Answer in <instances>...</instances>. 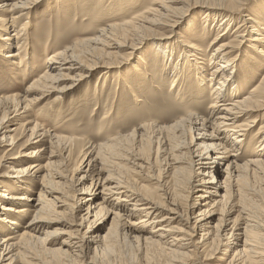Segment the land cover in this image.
<instances>
[{
	"label": "bare ground",
	"instance_id": "obj_1",
	"mask_svg": "<svg viewBox=\"0 0 264 264\" xmlns=\"http://www.w3.org/2000/svg\"><path fill=\"white\" fill-rule=\"evenodd\" d=\"M40 1L0 0L1 53L14 66L23 67L24 80L40 68L31 57L27 60L25 22ZM250 2L153 0L127 21L98 28L97 35L77 48H55L31 84L1 97L0 144L14 149L26 139L17 155L1 165L5 171L0 174V264H112L108 255L116 250L120 235L151 247L154 252L147 258L154 263L161 257L157 264H191L194 252L204 253L208 264L215 260L219 264H264V214L258 216L264 212V74L256 84L253 76L264 67V10H251ZM202 7L206 11L201 23L193 18L189 31L182 32L187 17ZM214 22L218 33L204 47L199 42L200 31L205 37ZM236 22L237 28L230 31ZM163 31L173 38L171 44L157 42L154 65H149L153 56L146 54V60L139 57L143 68L135 64L133 69L140 78L145 71L146 79L138 83L141 96L146 83L154 85L173 94L183 111L170 123L143 120L130 130L117 129L104 140H89L86 151H79L88 154L86 165L82 166L83 155L75 166L77 174H68L62 166L82 139L46 129L40 121L43 110L35 107L48 99V107L60 113L72 89L102 70L105 75L114 66H125L143 44V37ZM246 42L255 51L241 52ZM121 59L126 60L121 63ZM114 86L115 97L126 93L123 83ZM126 94L136 96L133 91ZM207 94L210 102L203 107ZM141 96L136 102L143 101ZM191 101L202 106L200 111L187 109ZM126 106L120 105L118 111ZM25 113L24 137L11 133L13 120ZM109 113L106 108L101 120ZM258 121L262 124L256 129ZM38 142L42 143L38 148L31 146ZM44 154L48 155L42 164ZM158 164H164L165 176L154 173ZM187 170L190 177L186 195L181 193L184 198L170 195L169 177L178 179ZM9 173L14 174L12 184L25 193H16V187L7 183ZM134 175H144L136 186ZM221 176L224 180L217 179ZM152 179L153 183H143ZM35 183L40 191L33 199L29 191ZM189 195L192 199L182 208L180 201ZM24 217L28 219L21 224ZM110 219L109 235L104 236ZM53 225L57 227L46 237L33 233ZM127 228L136 235L128 234ZM5 230L12 233L6 235ZM55 244L58 247L52 248Z\"/></svg>",
	"mask_w": 264,
	"mask_h": 264
},
{
	"label": "rangeland",
	"instance_id": "obj_2",
	"mask_svg": "<svg viewBox=\"0 0 264 264\" xmlns=\"http://www.w3.org/2000/svg\"><path fill=\"white\" fill-rule=\"evenodd\" d=\"M98 1L99 0H41L38 3L36 2L37 4H35L34 8L32 9L29 18L25 19V22L28 23L26 26L27 28L26 32L28 33V42L26 43L27 44L26 51L29 52L27 60L28 58L30 59L31 57V60L33 62L34 60L38 62L40 68L37 72L32 73V75H29L30 77H26V79L24 80V75H22V73L24 74V72L20 71V68L23 69V67L19 68L17 66H14V64L9 59H6V57H4V55L1 53L2 52L1 49L4 48V42L0 40V99L1 97L20 92V90H22L24 86H28L29 84H31L34 78L40 75V73L44 69L43 62L46 56L52 54V52L56 51V49H58L59 47L68 45V46H76L77 48L80 42L85 41L86 39H89L97 35L98 32L96 33V31L98 28L107 27V25L110 23L114 24V23H121L127 21L132 15V13H138L142 10H145L146 7L150 4V2L153 0H110L111 2L109 5L104 4L105 0L101 4H98ZM258 7H261L264 10V0H253V3H251V10L256 9ZM204 11H206V8L202 7L200 9H196L192 14H190L183 23L181 31L182 32L189 31V29L191 28L190 20H192L193 18H195L198 23H201L200 21L203 20L202 18L205 15ZM207 17L211 18L210 16ZM237 26H238V22L234 23V25L231 26L232 28H229V30L234 31L237 28ZM217 28L218 27L215 25V22L213 24L210 23V30L205 34V37H204V33L200 31L199 35L201 37L199 36L198 37L200 39L199 42L201 43L202 46L206 47L209 45V43L218 33ZM11 30H13V28H11ZM154 35L156 36L143 37L144 39L143 38L142 39L144 40L143 42L144 45L140 44V48L129 59L128 56L124 57L128 59V61H126L125 66H122L121 68H119L118 66H114L113 69H111V72L105 75H103V71L105 70L101 69L102 72L100 74L97 73L98 75L95 74V76L88 77L83 83L78 85L75 89H72L69 92V94L66 96L67 98L63 101V103L59 107L60 113L59 112L55 113V111H52L51 108L48 107L47 105L48 99H44L35 107V110L39 109V107L42 108L43 114L40 116V121L46 129H50L52 131L55 129L56 133L61 136L63 135L75 136L78 137L79 139H82L81 141H78L75 144V146H73L71 156L69 155L67 157L65 164L62 166L63 169L68 171V174L72 175L76 173L77 171L76 169L78 168L77 167L75 168V166L77 162L83 158L84 155L83 152H81L80 154L79 151L80 150L86 151L85 148L88 147L86 146V144L89 140L92 143L99 141V139L104 140L110 137L112 134H114V132L117 129H120L122 131L130 130L133 128L135 124H138L143 120L170 123L174 120L173 119L174 115H176L178 112L183 111V107H179V105H177V103L174 102L175 99L173 97V94H168L170 92L162 91L154 87V85L147 86L146 83L145 92L142 94V96L139 93V89L142 87H140L138 83H140L144 78L146 79L144 74L145 71L143 73L140 71V73L143 74L142 76L143 79H142L140 78V75L136 73L139 71L138 70L134 71L133 66L136 64V65H140V68H143V64L140 62L139 57L144 58L146 54H150L151 56H153L152 59L149 61L150 62L149 65L150 66L154 65L152 61H156L157 59L156 56H154L156 55L155 52L156 49H154L156 43L161 41L163 44H168V43L171 44L173 40V38L172 37L169 38V35L167 36L164 31L162 33L158 32L157 34ZM165 36L167 37V39L165 38ZM225 39H227V37ZM139 40H141V37L139 38ZM143 40H141L140 42L142 43ZM250 41L251 44H253L254 41L252 40ZM249 42L243 44V46L240 47L239 50L240 51L243 50L246 53L253 52L254 48L252 50L247 45L249 44ZM14 49L15 48L13 47V50ZM206 58L208 60L209 58L208 54H206ZM122 60L123 59H121L119 62H121ZM119 62H116L115 64L119 65L122 63ZM156 68L158 69L159 66L156 65ZM263 74H264V67L253 75L255 76L254 84L258 83L263 78L262 77ZM149 75L147 76V79H151ZM98 77H102V78L98 82H96ZM154 79L157 80L156 78ZM126 81L127 83H129V85H131V87L127 86ZM114 83L116 84L123 83V88L125 89V92L128 93V91L130 92L133 91L136 93V96L130 94L129 96L130 98H128L127 94L125 93L124 95L122 94L119 97H115V94H117V92ZM93 88L97 91V93L102 92L103 95L99 96L97 94H93ZM210 90L211 89L208 88L207 93H209ZM54 95L55 92H53L51 98ZM208 95L209 94H207L204 97L203 101H205V105H203V107H207L210 102V100H208L209 99ZM138 96H141V99L143 100L142 102H136V98H138ZM114 103H117L115 108L113 107ZM124 104H126L127 106L123 107L120 111H118L119 106L120 105L124 106ZM201 107L202 106H196L193 101L187 104V109H190L194 112L200 111L199 108ZM106 108L111 110V114L109 113L107 115L106 118L107 121L106 119L101 120L103 111ZM28 114L31 115L30 112ZM22 116L24 117L23 118L16 117L13 120V123L11 124V128L14 131H12L11 133L21 134V137H24L23 128H24V124L27 121L26 113L25 115L22 114ZM104 121L105 123L101 125V123ZM258 123L259 124L257 125L256 129L262 124V122L260 121H258ZM106 124L109 126L106 127ZM99 135L101 137H99ZM25 139L26 137L21 141H19V143H21L22 145L14 149H10L12 147L4 143L0 144V174L3 173V171H5V168L1 165L4 164L6 161H8L10 156L12 157V155L14 154L17 155L18 151H20V149L24 147ZM41 145L42 143L39 142L31 144V146L35 148H38V146ZM88 150H90V148H88L87 151ZM46 155L48 154H44L43 159L40 160L42 164H45L46 162L45 159L47 157ZM152 155L153 153L151 152L150 156ZM87 158H88V154L84 155V159L82 161L83 167L86 165L88 161ZM34 159L36 158H31V160ZM57 160L60 159L57 158ZM86 168L87 167H85L84 169ZM153 168L155 174L157 173L161 177L163 175L164 176L166 175V170H163L165 168L164 164L155 165V167ZM134 176L135 177H133L134 179L133 183L136 186V183H138L139 180H141V178L144 175H134ZM189 177H190L189 170L184 172L182 175L178 174L177 175L178 179L171 178L170 176L169 177L170 180L166 184V187L169 190L170 195L180 194L179 198H184V196H182L181 193H185L186 195L185 190L188 185ZM6 179H7V183L13 185L14 188L16 187L15 188V191L17 190L16 193H21V195L25 193L24 191L22 192V190H19L20 188L17 187L18 186L17 184H15L17 186H15L14 183L12 184V182L15 181L13 173H9V176ZM217 179L224 180V176H221ZM153 181L154 179L149 180L148 182L143 181V183L145 182L146 184H149V183H153ZM30 189L31 191H29V193L32 196L31 198L33 199L37 198L40 191V185L38 183L30 184ZM190 199L192 198H190L189 195L187 196V198L185 197V200L182 199L180 201L181 206L183 205L182 208H185L184 205L186 206V204L189 203ZM162 201L164 202L165 205L168 204L167 201L163 199ZM262 205L264 206V204ZM263 214L264 212L262 213L259 212L258 216L261 218ZM134 218L135 216L131 217V219ZM27 219L28 217L21 218V224L24 223ZM111 222L112 220L110 219L109 223L106 226V229L103 232L104 236L109 235ZM55 227H57V225L47 227L43 229L41 233L35 231H33V233L35 236L43 238L46 237L48 231L54 230ZM128 230L129 228L125 230L128 234H131L132 236L136 235V232L133 231L129 232ZM5 231H7L4 232V234L6 235L12 233V230L11 231L5 230ZM122 231L123 229L121 228L120 232ZM199 238H200L199 235L197 237L195 236V240L196 239L198 240ZM137 246H141V247H137ZM51 247L52 248L58 247V245L55 244L54 246ZM144 247L146 246L137 245V243H133L128 238H125L124 236L120 235L118 244L116 243L115 245L116 252L115 251L111 252L112 255L110 253V255L108 256L111 258L112 264H118V263L119 264H151V263L157 264L156 262H158L161 259V257L158 256L160 258H157L156 262L154 263L151 262V260L148 259L147 257L150 254H152L154 251L151 247H146V248ZM105 248L106 245L102 249ZM192 254L193 256L191 259L193 263L191 264L209 263L208 260H205L204 253L194 252ZM215 255L218 256L220 255L219 257H223L224 254L222 255V253L219 254L216 253ZM226 258L227 260L231 259V257H226ZM215 261H216L215 264L220 263L219 260H215Z\"/></svg>",
	"mask_w": 264,
	"mask_h": 264
}]
</instances>
